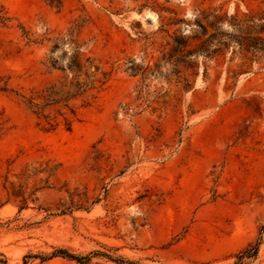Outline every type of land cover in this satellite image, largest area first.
<instances>
[{"label": "rangeland", "instance_id": "1", "mask_svg": "<svg viewBox=\"0 0 264 264\" xmlns=\"http://www.w3.org/2000/svg\"><path fill=\"white\" fill-rule=\"evenodd\" d=\"M71 32L108 81L70 130L0 92V264H264V0H0V73Z\"/></svg>", "mask_w": 264, "mask_h": 264}, {"label": "trees", "instance_id": "2", "mask_svg": "<svg viewBox=\"0 0 264 264\" xmlns=\"http://www.w3.org/2000/svg\"><path fill=\"white\" fill-rule=\"evenodd\" d=\"M72 36L74 37V32L68 34L67 39L61 35L42 38V42L52 43V52L66 41L74 45L66 65L60 66L57 61L51 63L52 69L60 71V74L45 85L21 90L11 84L13 79L11 74L0 73V92L15 94L21 103L38 119V124L47 131L56 130L62 124L70 130L77 119L79 109L89 106L95 101L108 81V73L103 70L101 64L95 62L90 56L84 57L80 52L83 49L82 43ZM28 38L30 42H38L30 36ZM6 124L5 119L0 120V137L9 129ZM263 230L264 228L261 229V235ZM261 243L262 236H259L255 243H251L237 256L236 264H246L248 259L256 258ZM56 253L81 263L89 258L74 254L67 249H59ZM105 255L121 264L134 263L133 260L113 258L110 254Z\"/></svg>", "mask_w": 264, "mask_h": 264}]
</instances>
